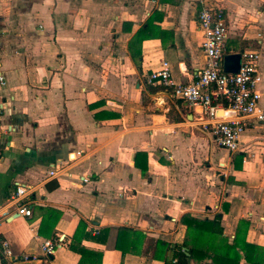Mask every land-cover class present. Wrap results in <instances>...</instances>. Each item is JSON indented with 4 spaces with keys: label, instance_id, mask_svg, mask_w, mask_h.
<instances>
[{
    "label": "crops",
    "instance_id": "1",
    "mask_svg": "<svg viewBox=\"0 0 264 264\" xmlns=\"http://www.w3.org/2000/svg\"><path fill=\"white\" fill-rule=\"evenodd\" d=\"M204 5L226 11L224 59L260 54L264 112V0H0V240L15 257L0 264H80L69 246L81 221L101 264H165L157 242L183 244L185 215H222L230 243L246 222V242L264 248V121L231 153L203 129L201 107L147 81L164 61L177 84L199 75ZM18 182L30 219L9 205ZM47 209L61 213L56 226ZM122 228L144 234L120 237L136 253L116 249ZM56 239L47 259L41 246Z\"/></svg>",
    "mask_w": 264,
    "mask_h": 264
},
{
    "label": "built area",
    "instance_id": "2",
    "mask_svg": "<svg viewBox=\"0 0 264 264\" xmlns=\"http://www.w3.org/2000/svg\"><path fill=\"white\" fill-rule=\"evenodd\" d=\"M198 24L204 36L202 49L205 66L195 80L188 84H177L172 78L170 63L164 61L161 69L150 74L147 81L151 85L171 88L177 99L191 107H201L203 116L199 121L203 129L212 135L219 147L237 153L242 148L244 133L264 121L260 106L262 95L258 90L262 81L260 54L255 51L243 52L239 72L226 73L223 68L228 40L225 9L219 5H204L198 15ZM0 81L4 84L2 77ZM222 113L226 115L222 116ZM230 113L233 116L228 115ZM65 170L50 171L49 177H57ZM81 181L87 183L89 178L83 176ZM30 195L29 187L18 182L17 190L9 201L10 206L17 208V215L27 219L33 217V211L26 201ZM7 215L6 211H2L0 222ZM62 244L63 240L60 239L44 241L41 248L45 257H52ZM0 256L8 262L14 261L9 241L0 240Z\"/></svg>",
    "mask_w": 264,
    "mask_h": 264
},
{
    "label": "trees",
    "instance_id": "3",
    "mask_svg": "<svg viewBox=\"0 0 264 264\" xmlns=\"http://www.w3.org/2000/svg\"><path fill=\"white\" fill-rule=\"evenodd\" d=\"M143 155L146 156L143 153L138 154V156ZM143 171L144 174L147 172L145 168ZM44 211L46 213L43 221H54L56 226L61 213L54 209ZM222 219V215H217L214 220H201L191 215L183 216L181 223L187 229L184 243L167 244L159 241L157 246L161 252H156L155 257L159 258V254L163 253L162 259L165 264H242L244 262L246 264H264V248L246 242L249 225L242 222L234 240L230 243L224 234ZM243 225L245 231L241 235ZM86 229V222L81 221L69 248L82 256L80 264L85 263L88 259L92 260L91 263L93 264H101L102 255L87 249L83 245L84 239H93L91 234L86 232ZM125 232L134 236L133 245L141 239L144 240V234L127 228H122L119 231L116 249L122 251L124 255L128 252L136 253L134 246L125 249L119 244L120 237ZM102 233L106 234V231L104 230ZM40 234H43V228L40 229ZM47 259H51V257Z\"/></svg>",
    "mask_w": 264,
    "mask_h": 264
},
{
    "label": "water",
    "instance_id": "4",
    "mask_svg": "<svg viewBox=\"0 0 264 264\" xmlns=\"http://www.w3.org/2000/svg\"><path fill=\"white\" fill-rule=\"evenodd\" d=\"M242 63V55H229L224 59V72L236 74L239 72Z\"/></svg>",
    "mask_w": 264,
    "mask_h": 264
}]
</instances>
